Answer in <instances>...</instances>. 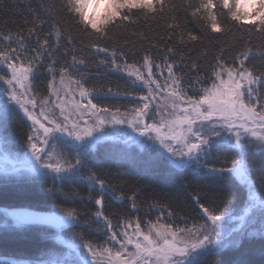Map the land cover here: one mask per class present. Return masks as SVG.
<instances>
[{
    "label": "snow or ice",
    "instance_id": "obj_1",
    "mask_svg": "<svg viewBox=\"0 0 264 264\" xmlns=\"http://www.w3.org/2000/svg\"><path fill=\"white\" fill-rule=\"evenodd\" d=\"M110 2L99 25L85 19L82 0H61L59 9H33L23 30L0 29V184L5 194L48 200L0 208V228L5 239L25 238L34 228L55 232L41 234L54 242L39 255L0 264H206L222 250L264 238V195L250 159L264 165V67L252 63L254 40L264 57V0L244 10L238 0ZM153 22L164 35L130 60L117 33L144 38L134 26ZM237 33L229 57L221 41ZM204 40L218 47L202 76L182 49ZM62 46L70 62H60ZM84 49L96 67L121 73L124 85L92 83ZM42 68L46 94L37 82ZM105 164L135 181L131 194L100 174ZM159 177L170 191L161 199L153 189L143 203L158 214L144 219L137 200L144 182L151 187ZM77 182L87 185V196L64 191ZM106 196L124 207L107 213ZM77 199L95 210L78 208Z\"/></svg>",
    "mask_w": 264,
    "mask_h": 264
},
{
    "label": "trees",
    "instance_id": "obj_2",
    "mask_svg": "<svg viewBox=\"0 0 264 264\" xmlns=\"http://www.w3.org/2000/svg\"><path fill=\"white\" fill-rule=\"evenodd\" d=\"M61 0H3L0 4V29L8 31L9 29H21L23 30L24 22L26 19L30 18V14L33 9L37 11L40 10L41 3L52 4L56 3L59 9ZM179 2V0H178ZM136 31H142L145 33L144 38L132 35L131 30L127 33L121 32L117 33V38L121 41L126 42L125 50L128 52V57L130 60L139 59L142 50L149 47V42L157 40L158 37L164 35V28L159 23H150L148 25H136L134 26ZM189 28H195L194 24H189ZM239 34L229 35L222 39L221 43L225 46L235 45L238 41ZM262 42L259 40H254L253 44L256 46L253 49L255 58L252 63L256 67H264V57L258 54L257 49ZM67 47H71L70 45ZM217 43L215 41L204 40L203 44L195 45L194 47L189 45L183 47V55L185 56V63L188 64L192 60H196L200 64V74L203 76L209 66L213 63V56L216 54ZM202 49L207 50V56L205 57L202 53ZM155 51V50H154ZM231 51L234 48L230 47L229 57ZM65 47L62 46L58 53V58L61 63L65 61L70 62V56H65ZM83 54L87 57L89 61V66L86 71L91 78L92 83H104L110 84L115 87L119 84L124 85L125 80L121 73L112 72L106 69L104 66L96 67L95 60L96 57L90 53L88 49L83 50ZM102 55V54H101ZM160 53L156 52L158 57ZM183 67V65H182ZM186 70V69H185ZM47 72L44 68L41 69V76L38 79V84L42 91L47 88ZM253 162L251 165V176L254 184L258 190V195H264V165L259 162L258 156L250 158ZM116 169L114 167H109L108 165H103L100 169V174L104 176L105 179L110 180L118 189H122L124 193L131 194L135 181L129 177H117ZM144 192L139 196L137 204L140 206V211L137 213L140 217L144 219H155L158 214L156 209H148L146 204L143 203L149 195L155 192L160 195L163 199L164 194L170 191L168 183L159 177L157 180L153 181L151 187H148V182L145 181ZM79 193L82 196H87L88 189L85 183L77 182L73 185L66 186L64 191H69ZM119 194V193H117ZM215 192H208V196H215ZM246 199V192L241 191L240 201L243 202ZM184 201V196L180 195L177 202L181 203L182 206ZM48 203L47 197L44 196H20L12 191L7 194L4 193V186L0 184V208H11L19 207L23 205H31L33 207L43 206ZM78 208L84 210L85 212L94 211V204L85 201H80L77 199L73 202ZM124 207V204L118 200L113 199L110 196L105 197V210L107 213L112 214L118 212ZM237 213H243V206L236 209ZM147 214V215H145ZM193 217L196 216V212H191ZM4 216L0 213V220L4 221ZM115 222V221H114ZM41 234L48 237H54L55 232L53 229L48 228H34L31 229L25 238H4V230L0 228V260L8 259H18V258H33L39 255L43 250L48 249L52 246L53 240L42 239ZM261 251H264V238L253 237L251 240H245L243 246L239 250L226 249L222 250L218 254L211 255L207 258L206 264H231V262L237 258H244L251 262V264H262V257L260 255Z\"/></svg>",
    "mask_w": 264,
    "mask_h": 264
},
{
    "label": "clouds",
    "instance_id": "obj_3",
    "mask_svg": "<svg viewBox=\"0 0 264 264\" xmlns=\"http://www.w3.org/2000/svg\"><path fill=\"white\" fill-rule=\"evenodd\" d=\"M81 8L85 19L91 17L92 22L97 25L112 10L110 0H82Z\"/></svg>",
    "mask_w": 264,
    "mask_h": 264
},
{
    "label": "rangeland",
    "instance_id": "obj_4",
    "mask_svg": "<svg viewBox=\"0 0 264 264\" xmlns=\"http://www.w3.org/2000/svg\"><path fill=\"white\" fill-rule=\"evenodd\" d=\"M253 2V0H238V3L241 7V10H244L245 8L250 7L251 3ZM243 214V213H240ZM3 221L0 220V224H2Z\"/></svg>",
    "mask_w": 264,
    "mask_h": 264
},
{
    "label": "water",
    "instance_id": "obj_5",
    "mask_svg": "<svg viewBox=\"0 0 264 264\" xmlns=\"http://www.w3.org/2000/svg\"><path fill=\"white\" fill-rule=\"evenodd\" d=\"M11 208H14V207H11Z\"/></svg>",
    "mask_w": 264,
    "mask_h": 264
}]
</instances>
